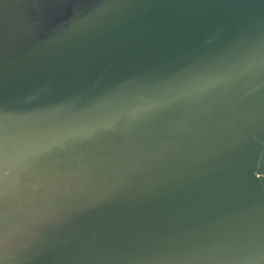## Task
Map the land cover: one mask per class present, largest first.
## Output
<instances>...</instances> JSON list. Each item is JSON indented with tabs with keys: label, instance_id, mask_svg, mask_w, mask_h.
Returning <instances> with one entry per match:
<instances>
[{
	"label": "water",
	"instance_id": "water-1",
	"mask_svg": "<svg viewBox=\"0 0 264 264\" xmlns=\"http://www.w3.org/2000/svg\"><path fill=\"white\" fill-rule=\"evenodd\" d=\"M0 264H264V0H0Z\"/></svg>",
	"mask_w": 264,
	"mask_h": 264
}]
</instances>
